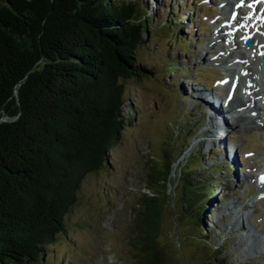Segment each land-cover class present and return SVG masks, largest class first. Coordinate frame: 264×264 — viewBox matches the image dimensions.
Segmentation results:
<instances>
[{
    "label": "trees",
    "instance_id": "trees-1",
    "mask_svg": "<svg viewBox=\"0 0 264 264\" xmlns=\"http://www.w3.org/2000/svg\"><path fill=\"white\" fill-rule=\"evenodd\" d=\"M146 14L137 0H0V264H45L85 177L107 166L128 122L124 80L150 73L138 56ZM164 154L149 174L164 198L147 195L140 210L141 264H173L154 240L171 180ZM189 174L181 185L202 225L222 182Z\"/></svg>",
    "mask_w": 264,
    "mask_h": 264
},
{
    "label": "rangeland",
    "instance_id": "rangeland-1",
    "mask_svg": "<svg viewBox=\"0 0 264 264\" xmlns=\"http://www.w3.org/2000/svg\"><path fill=\"white\" fill-rule=\"evenodd\" d=\"M137 1L150 18V34L144 35L145 41L138 49L139 64L150 73L124 80L123 109L128 122L122 139L110 153L107 166L85 177L78 201L66 216L67 230L46 248L45 264H141L138 261L142 234L140 210L147 195L162 192L163 187L152 182L149 174L152 168L165 166L167 157L163 152L169 153L172 163L161 227L154 239L159 250L167 254L173 264H257L261 256L264 259V191L259 185L255 195L247 197V192L259 181L254 166L260 160L264 162V150L260 149L264 147V122L251 123L254 119L250 118L245 121L248 126L238 131L232 129L223 134L228 130H213L208 111L216 107L226 118L221 104L217 107L215 103H221L228 94L218 93L216 97L202 92L206 83L196 82L201 74L195 73L196 69H202L207 79L210 74L214 78L232 74L231 84L234 79V87L239 85L243 89L240 97L249 91L254 92L255 99H260L259 89L252 90L255 84L251 89L244 88L248 85L244 78L249 79V73L243 77L240 71L239 81L234 72L223 69L232 65L227 57L238 50L233 40L221 37L223 32H232L230 27L235 26L229 14L224 13L233 1L224 8L212 0ZM175 27L185 28L188 36H169L167 30ZM221 27L224 31L218 32ZM212 42L216 44L213 48ZM182 47H188L190 54ZM240 58V54L235 55L234 66L243 62L238 60ZM172 64H178V69ZM181 74L185 76L180 77ZM193 88L196 94H201L202 111L194 105ZM202 95L211 96L212 101ZM247 102L250 108V100ZM226 121L229 122L227 118ZM238 146L240 151L248 148L247 154L243 156L233 150ZM218 148H223L224 153H217ZM232 163L238 166L234 177L236 186L231 184L229 176ZM182 167L190 170L189 175L195 176L197 185L210 187L206 177L224 184L222 188L211 186L214 193H210L213 197L202 225L195 223L198 206L188 209V204L195 200L190 193L186 196L183 192ZM253 173H256L254 177ZM258 197L261 199L256 202ZM163 198L162 192L160 199ZM221 198L222 204L219 203ZM229 211L236 215L245 231L236 229L229 217L220 219ZM232 233L235 236L231 239ZM252 234H258L262 243L255 252L248 251L245 245L240 246L241 237Z\"/></svg>",
    "mask_w": 264,
    "mask_h": 264
},
{
    "label": "bare ground",
    "instance_id": "bare-ground-1",
    "mask_svg": "<svg viewBox=\"0 0 264 264\" xmlns=\"http://www.w3.org/2000/svg\"><path fill=\"white\" fill-rule=\"evenodd\" d=\"M222 1L225 2L227 0H222ZM250 1L251 0H246V1L245 0L244 1L236 0L235 3L230 4V8H229L230 11H225V13L229 14V16H228L229 20H231L235 24V26L230 27V30H232V32H228V33L223 32V34H221L222 38L236 39V38H239V34L241 35L245 31L247 33V35H252L255 42H256V45L254 48L248 49V50L253 52V53H251V55L253 56L252 59L250 58L251 56L248 55V53H247L248 50L243 49L241 41H239V40L236 41L238 50L233 52V54L229 57V59H231V61H234L235 55L240 54L242 59H244V61H245L244 64L246 66V70L249 71L251 73V75L253 76V78L251 77L252 85L248 88L246 86L245 89H251L254 84L256 85L255 87H258L257 86V84H258L257 83V75H259V72L261 73L260 67H258L259 66L258 60H259V57L264 54V35H262V33H260V32H255L254 26L255 25L258 26V23L251 25L252 22L253 23L255 22L257 15L250 16L249 14L251 13V8H249L248 10L244 8V5L247 3H250ZM226 3H228V2H226ZM252 7L254 8L255 12L260 15V17L262 19L260 25L262 26V29H264V9H263V7L257 6V4H255V5L253 4ZM227 28L228 27H226V29ZM258 30H260V29H258ZM222 31H224V30L221 27V29H219L218 32H222ZM215 45H216L215 43H213V42L211 43L212 48L215 47ZM250 60H253V61H250ZM235 67H236L235 69L230 68V70L235 73L234 76H237L239 78L240 77V74H239L240 70H237V69H239V65H237ZM249 77H250V75H249ZM244 80L246 81V78H244ZM233 82H234V79L232 81V85L234 84ZM242 90H243L242 87H240L239 85H236L235 89L233 91V94L231 95V98L228 100V106L227 107L229 108V111H231V113H232L231 115H233L231 118V121H229V122L226 121V119L224 117H222V116H224V115H222V110H220L216 107H213L212 109H210L208 111L209 112L208 118L211 121V125L213 127V130L215 128V131H220L222 128V129H228L229 131L232 129H235L238 131L240 129V127H247L248 126V124H246L245 121L247 119L251 118L249 112L252 110L249 108L247 100L244 97L239 96V94L242 93ZM245 91H247V90H245ZM244 93H246V92H244ZM258 95H260V97H263L261 92L258 93ZM202 96L205 100H207L209 102L212 101V100H210L211 96H209L210 98L208 96H204V95H202ZM220 96H223V94ZM219 104L220 103H215L216 106ZM215 105H213V106H215ZM235 107L238 109H242V110L243 109L246 110V108H247V110H249V112L245 111L244 113L242 112L240 114H237L235 111ZM247 113H249V114H247ZM258 118H260V117H258ZM259 121H262V120L260 119ZM252 122H257V120L251 121V123ZM257 125L261 126V124H257ZM225 150L228 152V148H226ZM260 167H264L263 160H260L254 166L255 169H259ZM255 175H256V173H253L251 176L254 177ZM263 179H264V176H263ZM225 216L231 218V223L233 224V226L236 227V229H239V230L242 229L241 232L246 230L244 225H242L238 221V218L236 217V215L232 214L229 211V212H227V214ZM240 246L246 247V249L250 252H255L256 249H258L262 246L260 236L258 234H252V235H246L244 237H241ZM239 252H240V249H239Z\"/></svg>",
    "mask_w": 264,
    "mask_h": 264
},
{
    "label": "water",
    "instance_id": "water-1",
    "mask_svg": "<svg viewBox=\"0 0 264 264\" xmlns=\"http://www.w3.org/2000/svg\"><path fill=\"white\" fill-rule=\"evenodd\" d=\"M245 42H246V44H248V45H253L252 39L249 38V37L245 39ZM262 64H263V66H264V58L262 59Z\"/></svg>",
    "mask_w": 264,
    "mask_h": 264
}]
</instances>
